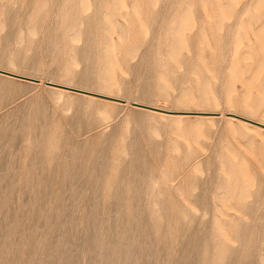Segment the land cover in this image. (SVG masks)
<instances>
[{
  "label": "rangeland",
  "instance_id": "374dc122",
  "mask_svg": "<svg viewBox=\"0 0 264 264\" xmlns=\"http://www.w3.org/2000/svg\"><path fill=\"white\" fill-rule=\"evenodd\" d=\"M0 68V264H264V0H0Z\"/></svg>",
  "mask_w": 264,
  "mask_h": 264
},
{
  "label": "bare ground",
  "instance_id": "6f19581e",
  "mask_svg": "<svg viewBox=\"0 0 264 264\" xmlns=\"http://www.w3.org/2000/svg\"><path fill=\"white\" fill-rule=\"evenodd\" d=\"M0 74L1 75H5L11 78H15V79H20V80H24L23 78H19L17 76H21L24 78H29V79H33V80H24V81H28V82H41V79L33 77V76H29V75H23L17 72H13L10 70H6V69H2L0 68ZM36 80V81H34ZM44 83L49 86L52 87L53 89H56L60 92H77L80 93L86 97H89L90 99H94V98H98L101 97L104 99H107V101L109 103H123L126 104L128 101L125 99H122L120 97H116V96H112V95H106L103 93H99V92H95V91H90V90H85V89H80V88H76L67 84H62V83H58V82H53V81H44ZM132 106L134 107H138L141 109H145L146 111H149L150 113H157V112H161V115L165 116V114H177V116H184V114H188V113H194V114H208V115H216L218 113L216 112H204V111H196V112H189V111H172L169 110L167 108H165L163 105L159 104V105H151V104H143V103H139V102H130ZM165 113V114H162ZM227 115H229L228 118H233L238 120L241 124L245 125V126H251L254 127L256 129H260L261 127H264V122L262 121H258V120H254L242 115H239L237 113H232V112H228L226 113Z\"/></svg>",
  "mask_w": 264,
  "mask_h": 264
},
{
  "label": "water",
  "instance_id": "95a60500",
  "mask_svg": "<svg viewBox=\"0 0 264 264\" xmlns=\"http://www.w3.org/2000/svg\"><path fill=\"white\" fill-rule=\"evenodd\" d=\"M17 77L23 78L24 80H33V79H29V78H24V77H21V76H17ZM34 81H36V80H34Z\"/></svg>",
  "mask_w": 264,
  "mask_h": 264
}]
</instances>
